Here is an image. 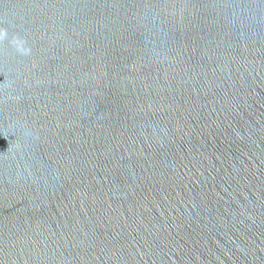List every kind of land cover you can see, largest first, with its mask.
Returning a JSON list of instances; mask_svg holds the SVG:
<instances>
[{
	"label": "water",
	"instance_id": "obj_1",
	"mask_svg": "<svg viewBox=\"0 0 264 264\" xmlns=\"http://www.w3.org/2000/svg\"><path fill=\"white\" fill-rule=\"evenodd\" d=\"M0 264H264V0H0Z\"/></svg>",
	"mask_w": 264,
	"mask_h": 264
}]
</instances>
